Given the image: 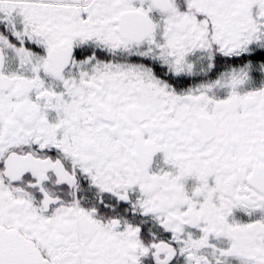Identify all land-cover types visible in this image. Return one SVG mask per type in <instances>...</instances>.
<instances>
[{"label": "snow or ice", "instance_id": "6c2138e0", "mask_svg": "<svg viewBox=\"0 0 264 264\" xmlns=\"http://www.w3.org/2000/svg\"><path fill=\"white\" fill-rule=\"evenodd\" d=\"M0 264H264V0H0Z\"/></svg>", "mask_w": 264, "mask_h": 264}]
</instances>
